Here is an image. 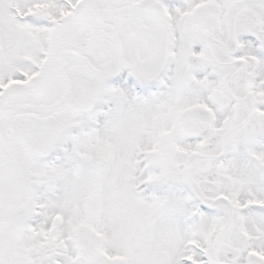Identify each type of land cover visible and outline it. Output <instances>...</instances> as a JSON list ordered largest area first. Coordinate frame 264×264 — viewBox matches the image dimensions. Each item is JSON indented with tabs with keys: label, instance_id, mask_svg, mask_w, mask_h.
I'll list each match as a JSON object with an SVG mask.
<instances>
[{
	"label": "snow or ice",
	"instance_id": "obj_1",
	"mask_svg": "<svg viewBox=\"0 0 264 264\" xmlns=\"http://www.w3.org/2000/svg\"><path fill=\"white\" fill-rule=\"evenodd\" d=\"M0 264H264V0H0Z\"/></svg>",
	"mask_w": 264,
	"mask_h": 264
}]
</instances>
